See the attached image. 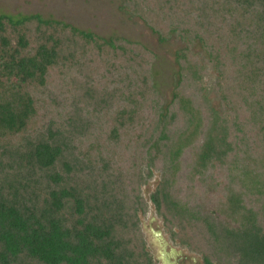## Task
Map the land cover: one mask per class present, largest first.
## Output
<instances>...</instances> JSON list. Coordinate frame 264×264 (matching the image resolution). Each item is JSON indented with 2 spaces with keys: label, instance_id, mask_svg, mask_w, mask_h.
<instances>
[{
  "label": "trees",
  "instance_id": "trees-1",
  "mask_svg": "<svg viewBox=\"0 0 264 264\" xmlns=\"http://www.w3.org/2000/svg\"><path fill=\"white\" fill-rule=\"evenodd\" d=\"M123 6L188 42L165 107L141 44L0 13V264H155L138 216L153 167L156 211L204 264H264V0Z\"/></svg>",
  "mask_w": 264,
  "mask_h": 264
},
{
  "label": "rangeland",
  "instance_id": "rangeland-1",
  "mask_svg": "<svg viewBox=\"0 0 264 264\" xmlns=\"http://www.w3.org/2000/svg\"><path fill=\"white\" fill-rule=\"evenodd\" d=\"M125 1L0 0V13L14 17L37 13L45 19L63 21L104 38L122 37L141 44L154 54L152 80L159 100L165 107L172 100L174 85L179 76L177 54L188 45V42L175 34L167 40L160 41L158 35L142 19L124 8ZM190 50L201 61L208 57L198 40L190 44ZM216 76L214 63L207 64L202 85L206 89L211 105L221 110L223 105L215 91ZM182 157L185 160L189 159L188 153H184ZM160 176L161 171L153 167L152 175L146 177V182L140 185V193L146 203L144 212H138L139 229L145 248L155 264H204L202 253L182 244L175 235L178 228L166 226L164 218L156 211L150 196L155 191ZM191 201L193 202V199Z\"/></svg>",
  "mask_w": 264,
  "mask_h": 264
},
{
  "label": "water",
  "instance_id": "water-1",
  "mask_svg": "<svg viewBox=\"0 0 264 264\" xmlns=\"http://www.w3.org/2000/svg\"><path fill=\"white\" fill-rule=\"evenodd\" d=\"M159 234V233H158Z\"/></svg>",
  "mask_w": 264,
  "mask_h": 264
}]
</instances>
